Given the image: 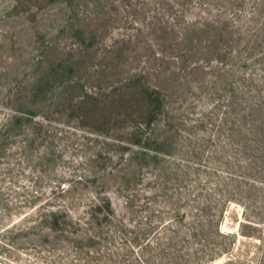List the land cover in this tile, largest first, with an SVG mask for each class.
<instances>
[{"label": "rangeland", "instance_id": "obj_1", "mask_svg": "<svg viewBox=\"0 0 264 264\" xmlns=\"http://www.w3.org/2000/svg\"><path fill=\"white\" fill-rule=\"evenodd\" d=\"M0 132V264H264V0H0Z\"/></svg>", "mask_w": 264, "mask_h": 264}, {"label": "trees", "instance_id": "obj_2", "mask_svg": "<svg viewBox=\"0 0 264 264\" xmlns=\"http://www.w3.org/2000/svg\"><path fill=\"white\" fill-rule=\"evenodd\" d=\"M156 95V96H154ZM250 106V110H251V107L254 106V104L252 103H249L248 104ZM143 108H144V112H143V120H145L144 122H140L139 124L140 125H143L144 127H140V128H148L150 127L151 124H153L157 119L158 117L161 115L162 113V109H163V100L161 99L160 97V93H158L157 90H152V91H149L147 90L146 93L143 94ZM254 110V109H252ZM251 110V111H252ZM129 113V111H128ZM253 113V112H252ZM23 120V116H20V115H16L12 118L11 121L9 122H6L4 124V126L2 127V129L4 130L3 132H8L10 131L12 128V124H14L13 122H22ZM28 121H31L32 119H28ZM34 122H38L36 120H33ZM38 124V123H36ZM0 136H3V133L0 132ZM137 140L135 143H138L140 144V141H142V137H143V134H142V131H141V134H138L137 133ZM151 141V138H146V142H150ZM154 143H157L159 144V140H152ZM163 142V141H162ZM136 144V145H138ZM162 146H164V144H161ZM157 155H159L158 153H156ZM106 204V203H105ZM102 211L105 212L104 216L105 218H109L111 215H112V209H111V206H110V202L106 204V206H102L101 205H98L96 206V213H101ZM53 213V218H54V226L55 227H59L60 225H63V226H67V227H72V228H75L77 225H79L78 223L74 222L73 219H70L68 217V213H66L65 211L64 212H59V214H57L58 212ZM61 219H66L67 222H65L63 224V222H61ZM80 223V222H79ZM61 227V226H60Z\"/></svg>", "mask_w": 264, "mask_h": 264}]
</instances>
